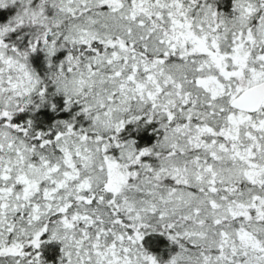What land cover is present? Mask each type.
Masks as SVG:
<instances>
[{
  "label": "snow or ice",
  "instance_id": "1",
  "mask_svg": "<svg viewBox=\"0 0 264 264\" xmlns=\"http://www.w3.org/2000/svg\"><path fill=\"white\" fill-rule=\"evenodd\" d=\"M0 264H264V0H0Z\"/></svg>",
  "mask_w": 264,
  "mask_h": 264
}]
</instances>
